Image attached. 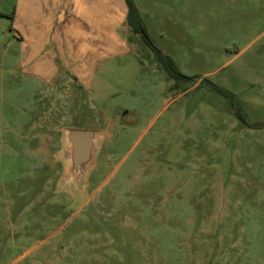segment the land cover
Listing matches in <instances>:
<instances>
[{
  "label": "rangeland",
  "instance_id": "1",
  "mask_svg": "<svg viewBox=\"0 0 264 264\" xmlns=\"http://www.w3.org/2000/svg\"><path fill=\"white\" fill-rule=\"evenodd\" d=\"M133 1L181 78L126 24L86 87L42 80L0 0V264H264V0ZM69 128L103 134L79 203Z\"/></svg>",
  "mask_w": 264,
  "mask_h": 264
},
{
  "label": "crops",
  "instance_id": "2",
  "mask_svg": "<svg viewBox=\"0 0 264 264\" xmlns=\"http://www.w3.org/2000/svg\"><path fill=\"white\" fill-rule=\"evenodd\" d=\"M126 17L124 0H15L10 31L38 54L44 46L54 49L40 79L52 82L62 70L86 87L105 49L115 54L125 44L117 29H126Z\"/></svg>",
  "mask_w": 264,
  "mask_h": 264
},
{
  "label": "water",
  "instance_id": "3",
  "mask_svg": "<svg viewBox=\"0 0 264 264\" xmlns=\"http://www.w3.org/2000/svg\"><path fill=\"white\" fill-rule=\"evenodd\" d=\"M103 134L92 129L69 128L63 135V161L65 172L59 185L72 195V202L79 203L84 196L86 177L95 166V158Z\"/></svg>",
  "mask_w": 264,
  "mask_h": 264
},
{
  "label": "trees",
  "instance_id": "4",
  "mask_svg": "<svg viewBox=\"0 0 264 264\" xmlns=\"http://www.w3.org/2000/svg\"><path fill=\"white\" fill-rule=\"evenodd\" d=\"M126 7H127V17H126V22L128 27L130 28L131 32L137 35H140L141 38L144 40V42L151 48V50L155 53V56L159 63L162 65L164 68L167 76L170 79H176V78H181L179 74L177 73L172 61L161 54L160 51H158L155 47L151 45V43L147 40L145 37V33L142 29L141 26V18L137 12V9L135 5L133 4L132 0H124ZM215 92L223 95V96H228V93L224 91L221 88H218L216 86H210Z\"/></svg>",
  "mask_w": 264,
  "mask_h": 264
}]
</instances>
